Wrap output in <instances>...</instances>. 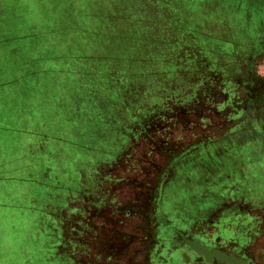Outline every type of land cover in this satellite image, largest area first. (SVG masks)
<instances>
[{
	"label": "rangeland",
	"instance_id": "rangeland-1",
	"mask_svg": "<svg viewBox=\"0 0 264 264\" xmlns=\"http://www.w3.org/2000/svg\"><path fill=\"white\" fill-rule=\"evenodd\" d=\"M114 1L0 0V158L4 156L0 159V175L7 176L12 173L20 175L16 173L26 169L36 180L34 186H30L29 189L22 183L10 181L11 183L8 184L0 179V198L8 202L14 197L12 202L19 203L20 208L19 210L13 209L16 214L4 210L0 212V217H15L12 221L14 220L19 230V237L16 238L18 242L20 234L25 233L26 230H38L39 220L43 221V227H47L53 236L56 235V238L58 235L67 234L68 236L71 233L69 229L73 225L76 226V221L79 219H84L82 222L88 223L94 229L100 228L97 230L99 231L97 236H93L83 228V243L74 257L70 258V261L66 258L54 261L52 264H157L158 257H153L151 252H154L155 246H157V251L164 248L159 247L158 249L160 240L157 235V228L163 223L162 213L165 217L169 214L178 216L183 223H186L184 216L188 214L187 211L194 217H198V212H194L189 201L181 197L182 194H189L186 188H180L183 187L182 184L178 185L176 181L178 173L181 179L187 177L190 170L186 167L180 171H177L175 166L171 168L160 189L156 191L159 196L160 193L166 195L162 198L164 202L161 204V199L159 200L161 197L156 199L159 201L147 210L148 214H146L147 218L144 223H139L135 217L131 218L129 216L131 212L126 213L132 209H126L127 205L123 204L121 197L115 203L116 218L112 213L114 209L106 206L102 209L97 208V205L93 203L94 198L81 197L77 194L76 189L68 185L69 178L63 175L66 172H61L63 169H59L68 167L65 163L72 160V152L71 148L61 147L62 144L55 140L69 134L76 127L81 130L85 127L87 132L92 128L93 136L104 138V140L107 135L112 137L110 140L117 136L119 138L122 130L119 125L113 131L107 130L102 119L96 120L93 116L98 107L94 105L93 98L86 95L89 89L96 90L97 94L101 93L103 77L98 71H100V66L107 62L102 56L107 52V47L110 49L116 47L113 43L116 37L113 36V29L107 27V23H111L109 21L114 15L117 16L115 19L118 20L120 31V26L126 25L128 20L144 18L147 12L145 5L156 0H117L118 5ZM215 1L218 0L200 2V5L194 6L196 7L195 12L197 14L202 12L203 18L207 19V17H217L231 8L224 0L218 4H214ZM252 1L254 0H245L247 4L245 8L256 9L257 5ZM179 2L183 1L179 0ZM122 6L126 11L121 8ZM139 6L144 9L136 10ZM39 21L42 22L36 25ZM120 33L125 36L130 35L127 30L120 31ZM132 34L137 36L142 32L133 31ZM111 36L114 38L113 41H111ZM85 55L93 56V58H86ZM97 59H99L98 62ZM241 62L243 64L244 60ZM78 64L81 69L76 73H70L72 66ZM217 80L221 82L222 78L218 75ZM218 94L216 101L220 103L226 97V93L219 92ZM160 95V91L138 90L133 95L137 103L134 111L139 109L141 112ZM75 104H77V109H74ZM110 105L109 110L112 109ZM252 106L247 112L246 119L249 121L263 114L264 92L262 98L260 97ZM132 108L125 111L131 112ZM188 108L190 111L193 110L191 106ZM200 110V113L195 109L194 113H187V110L180 112L177 123L171 125L165 133L166 138L160 140L171 143L172 149L176 148L178 151L179 148L187 147L202 138L220 137L227 132L230 124L226 119L229 117L228 114L232 113L231 107L220 112L216 111L215 115L207 114V107ZM203 111L211 122L203 120L201 117L204 114ZM153 124L156 128L152 132L156 139L157 132L162 125L161 123ZM182 136L185 138L181 139ZM87 138L89 139V136L84 140ZM226 146L227 144L223 142L217 143L216 154L210 161L216 165L222 159L225 168L217 173L218 178H231L233 183L229 188L236 191L227 195L226 201L219 209L242 206V209L247 212L246 221H250L256 211L264 208V202L260 205L256 202L259 196L264 195V169L258 170L256 157L251 155L256 143H249L248 150H244L243 153L235 154L231 151V156L222 153L223 147ZM153 151L155 160L158 163L161 162L162 157L159 150L155 148ZM238 157L248 158L246 162L242 160L246 167L239 169L240 167L231 165ZM52 159L58 161L53 163ZM198 159L200 163L205 164V156L201 155ZM50 164L59 165L57 168L59 170L50 172L52 166ZM136 175L141 174L136 172ZM140 179L150 186V189H153L155 175L151 170L146 169ZM178 188H180L181 195L168 199L167 194L174 196L176 194L174 191ZM190 188L196 189L197 186ZM210 190V194L217 193L214 187ZM235 194L240 195L245 201L234 203ZM124 195L130 194L124 192L118 196L123 197ZM9 197L11 199H8ZM138 200L137 207L146 205L142 197ZM78 208L82 214H86L85 218L80 217ZM239 212L237 210V213ZM249 229V237H254L256 229L253 227ZM5 233L0 232V235L3 237ZM237 238L238 236L234 235V239ZM25 244L27 248L29 243L24 241ZM16 245L25 250L21 242ZM6 246L5 243L0 244V264H14L13 260L4 257L3 252L6 250L3 249L7 248ZM170 251L168 249L160 252L167 257ZM183 255L184 263L189 264L187 260L189 254L184 252Z\"/></svg>",
	"mask_w": 264,
	"mask_h": 264
},
{
	"label": "trees",
	"instance_id": "trees-1",
	"mask_svg": "<svg viewBox=\"0 0 264 264\" xmlns=\"http://www.w3.org/2000/svg\"><path fill=\"white\" fill-rule=\"evenodd\" d=\"M197 1L202 3L203 0H184L183 4L185 8H190L189 6L195 5L193 3ZM220 1L223 0L215 1L214 4H218ZM114 2L117 4V0ZM121 8L123 9V6ZM201 13L198 18L203 17ZM167 14H169V17H173L168 11ZM122 15L124 14L122 13ZM115 17L117 16L114 15L112 20L109 21L111 23H107V27L113 29V36L116 38L114 40L113 36H111V41L114 40L113 43L116 47L115 49L114 47H111V49L107 47V52L102 56L107 61V65H105L106 63L102 64L100 71H98L103 77L101 93L97 94L96 90L89 89V93L86 96L93 98L94 105L98 107L93 117H96V120L102 119L107 130L113 131L117 128V125L120 126L122 130L119 138L117 136L110 140L112 137H108V135L105 136L106 140L104 138H95L92 128L87 132L85 127L83 130L76 127L72 130L73 132L71 131L72 133L70 132L64 137L55 140L57 143L62 144L61 147L71 148L72 160L65 163L68 167L59 168L57 164H50L52 165L50 172L63 169L61 172H66L63 174L64 177L69 178L68 185L74 187L77 194L81 197L94 198L93 203L97 205V208L102 209L103 206H106L114 209L112 213L114 214L113 217L116 218L115 203L121 197L118 196L120 194L118 193L119 181L123 175H127L125 170L133 168V163L129 159L140 157L146 159L147 163L152 161V163H158L152 154L150 155L152 160L147 159L149 158L148 154H150L147 150L151 149L150 147L155 143L149 142L142 145L137 141V138L150 136L153 141L166 138L164 137L165 133H167L171 125L177 123L178 115L185 110L190 113L195 109V111L200 113L201 108L207 107L206 113L215 115L216 111L220 112L231 107L232 113H229V117L226 119L229 121L230 126L222 136L202 138V140H198L187 147L179 148L178 151L176 148L172 149L173 145L171 143L163 142L170 149L171 157L173 158L170 170L173 166L176 167L177 171L186 167L191 172L184 179L180 178L179 173L176 177L178 185L182 184L183 186L180 188H186L189 194L181 195L180 188H178V190L175 189L174 192L176 194L174 196L167 194V198H176V196L181 195V197L189 201L194 212H198V214H207L210 211L219 210L220 206L225 202V198L228 197L227 195L236 190L229 188L233 183L230 180L231 178H218L217 173L225 168V163H223L222 159L216 165L211 163L210 159L216 154L215 150L217 148L215 149V146L221 142L227 144L226 147H223L222 153L230 156L232 155L231 151L239 154L243 153L244 150H248V144L253 143L252 141L240 145L239 138L228 139L224 136L233 135V132L239 136L243 130H248L249 135H253L255 129L253 123L263 115L255 116L254 120L250 121L246 119L248 114L242 113L241 115L236 110V107L231 106L235 92L225 90V77L214 72L215 70L218 72L219 69H223L227 63L239 62L240 60L234 59V56L239 51H244L242 44L232 41V45L225 44L224 46L223 43L218 41V38L211 37L202 33L201 30L191 27L184 28L185 36L182 42L165 43L160 35L161 28L152 26L145 18L128 20L126 25L120 26L121 32L124 30L129 31L130 35L125 36L120 33L118 29L119 23ZM41 22L39 21L36 25ZM133 31H141L142 34L133 36ZM84 57L93 58V56L87 55ZM242 60L244 59L242 58ZM98 61L99 59H97ZM80 67L78 64L77 66H72L70 71H68L76 73L81 69ZM218 75L222 78L221 82L217 80ZM142 89L149 92L160 91L161 95L141 112L139 109L134 111V106L137 103L133 95ZM219 92L226 93V97L220 103L216 101ZM88 100L92 101L91 99ZM254 101L256 102V99ZM247 103L249 102H244L245 105H248ZM77 104H75L74 109H77ZM109 104H111V110L108 108ZM189 106L192 107V111L189 110ZM130 107H133V111H125ZM251 107L253 106L251 105ZM95 109L93 110L95 111ZM203 113L205 114L201 116L203 120L210 121L206 113L204 111ZM205 117L208 119H204ZM240 118H242V122L239 121ZM226 120L224 119L223 122L225 123ZM153 123H161L162 125L157 132L158 137L156 139L152 132L156 128ZM87 136H89V139L84 140ZM171 149L175 150L174 153ZM157 150L159 149L157 148ZM201 155L205 156V164L199 162L203 160V158L202 160L198 159ZM251 155L256 157L259 166L258 170L264 169V153L258 150L257 145L252 149ZM75 156L77 157L75 158ZM56 159H52V162H57L58 160ZM247 159L246 157H238L231 165L241 169L246 167L243 162H246ZM16 174L20 175L12 173L6 176L2 174L0 179L8 184L11 183L10 181L18 184L22 183L29 189L30 186H34L36 180L26 169ZM167 175L163 178V181ZM195 186H197L196 189L190 188H195ZM213 187L214 191H217L216 194H210V189ZM158 189L156 188L155 192ZM154 194H156L155 202L161 199L160 202L163 204L162 198L166 197V195L160 193L159 196L157 192ZM157 198L159 200H156ZM8 199L11 198L9 197ZM13 199L14 197L7 202L6 199L0 198V212L7 210L11 214H16L13 209L19 210L20 208L18 207L19 203L12 202ZM22 207L25 209L24 205ZM77 211L81 218L86 217V214H82L79 208ZM126 213L130 212L126 211ZM187 213L191 214L189 211ZM23 218L26 219V217ZM64 218L67 219L68 217ZM12 219H15V217H0V232H7L3 237L0 235V244H7V248L3 249L4 251L6 250L3 252L4 257H7L8 260H13L14 264H52L54 261L66 258L70 261V258L74 257L77 249L81 248L79 246L83 243V228L93 236H97L99 234L97 230L100 229H94L88 223L82 222L84 219H79L76 221L78 226L76 224L77 227L73 225L69 229L72 235L71 233L68 236L67 234L58 235V238H56V235L54 234L53 236L47 227H43V221L39 220L38 230H26L25 233L20 234V241L18 242L16 238L19 230ZM161 219H163V223L160 225L161 227L157 228V235H159V240L161 241H159L158 249L159 247H164L160 251L168 249L171 251L165 257L159 250L157 251V246H155L151 255L155 258L158 257L156 259L157 264H187L184 263V253L181 247L184 241L190 242L191 239L189 238L190 235H187L181 229L186 223L176 219L171 214L165 217L162 213ZM24 241L29 243L27 248L26 244L24 245ZM20 242L24 245L25 250L16 245V243ZM165 244H173V246L166 247Z\"/></svg>",
	"mask_w": 264,
	"mask_h": 264
},
{
	"label": "crops",
	"instance_id": "crops-1",
	"mask_svg": "<svg viewBox=\"0 0 264 264\" xmlns=\"http://www.w3.org/2000/svg\"><path fill=\"white\" fill-rule=\"evenodd\" d=\"M182 1H150L145 5L147 12H145L144 18L152 26L161 28L160 35L165 43L182 42L185 36L184 28L191 27L201 30L202 33L211 37L218 38V41L224 46L225 44L230 45L232 41L242 44L244 51H239L234 56V59L240 61L227 63L223 69L214 72L225 77V90L235 92L231 106L236 107L241 115L242 113L246 115L250 106L255 103L254 99L257 101L260 97L262 98L264 92V1H252L257 5V8L248 10L245 8L247 7L245 0H225L231 8H228L221 15H217V17H207V19L205 17L198 18L200 14H197L195 12L196 7H193L197 4L200 5L198 1L193 3L195 5H190V8H185L184 0ZM139 9L144 8L141 6L136 8V10ZM167 11L173 17H169ZM242 58L244 59L243 64ZM244 102L249 103L245 105ZM239 121L242 122V118ZM253 125L255 128L253 135H249L248 130H243L239 136L233 132V135H225L224 137L228 139L239 138L240 145L250 141L255 142L258 150L264 153V113L254 121ZM215 137L217 136H213V138ZM151 138L150 136L141 137L137 138V141L142 145L149 142L155 143L154 147L151 146V149L147 150L150 153L147 159H151L150 155L154 152L153 149L158 148L162 161L159 164L152 163L153 161L147 163L146 159L132 157L133 168L125 170L127 175L122 176L118 185V193L130 194L121 196L120 199L127 205L125 206L127 210L132 209L129 210L131 212L129 216L138 219L139 223L145 222L147 210L154 206L155 189L160 188L173 161L170 149L163 144V141H153ZM184 138V136L181 137V139ZM146 169L151 170L155 175L153 189H150V186L140 179ZM136 172L141 174L139 175L141 177L136 175ZM141 197L146 205L137 207L138 199ZM226 199L227 197L225 201ZM162 200L164 201V199ZM243 201L245 200L240 195L233 196L234 203H242ZM256 202L257 205L264 202V195L259 196ZM237 210L240 212L237 213ZM246 215L247 212L242 209V206L238 208L229 206L223 210L198 214V217H194L192 213L186 214L184 216L186 225L182 226L181 229L192 237L190 242L184 241L182 244L181 241V247L183 253L189 254L187 258L189 264H264V208L256 211L250 221H246ZM174 217L179 219L178 216ZM236 225L237 227H235ZM252 227L256 229L255 235L249 237V228ZM234 235L238 238L234 239ZM165 246L172 247L173 244H165Z\"/></svg>",
	"mask_w": 264,
	"mask_h": 264
}]
</instances>
